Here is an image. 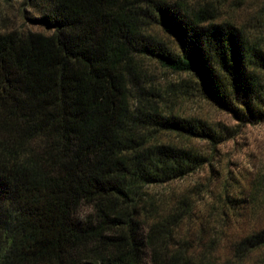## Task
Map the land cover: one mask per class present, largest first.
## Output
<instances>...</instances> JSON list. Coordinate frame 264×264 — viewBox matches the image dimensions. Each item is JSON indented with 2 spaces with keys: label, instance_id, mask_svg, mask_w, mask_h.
I'll list each match as a JSON object with an SVG mask.
<instances>
[{
  "label": "trees",
  "instance_id": "16d2710c",
  "mask_svg": "<svg viewBox=\"0 0 264 264\" xmlns=\"http://www.w3.org/2000/svg\"><path fill=\"white\" fill-rule=\"evenodd\" d=\"M21 1L40 29L0 25V264H186L165 261L160 218L144 235L148 189L210 165L209 153L166 137L214 152L230 133L165 111L143 84L145 60L256 125L262 42L207 4ZM247 241L264 246V228Z\"/></svg>",
  "mask_w": 264,
  "mask_h": 264
},
{
  "label": "rangeland",
  "instance_id": "374dc122",
  "mask_svg": "<svg viewBox=\"0 0 264 264\" xmlns=\"http://www.w3.org/2000/svg\"><path fill=\"white\" fill-rule=\"evenodd\" d=\"M183 1L207 4L218 12L219 21L235 23L264 46V0ZM23 9L21 0H0V25L39 30L24 19ZM26 14L32 16L29 10ZM155 31L163 36L158 28ZM144 69L143 84L151 92L162 93L165 111L186 119L205 120L230 133L214 152L204 141H187L175 134L166 137L209 153L210 165L185 179L148 189L153 200L142 209L147 223L144 235H149L152 220L160 218L164 222L167 232L161 234V247L165 248L163 257L168 263L175 262L172 256L180 254L177 261L186 264L206 259L264 264V246L253 248L247 241L264 228V123L239 124L195 89L182 87L181 75L148 60Z\"/></svg>",
  "mask_w": 264,
  "mask_h": 264
}]
</instances>
